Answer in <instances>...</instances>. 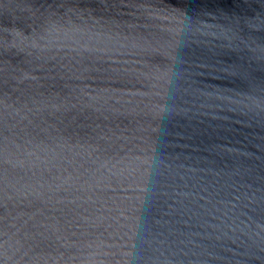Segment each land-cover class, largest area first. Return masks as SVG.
<instances>
[{
  "label": "water",
  "instance_id": "95a60500",
  "mask_svg": "<svg viewBox=\"0 0 264 264\" xmlns=\"http://www.w3.org/2000/svg\"><path fill=\"white\" fill-rule=\"evenodd\" d=\"M0 264H264V0H0Z\"/></svg>",
  "mask_w": 264,
  "mask_h": 264
}]
</instances>
